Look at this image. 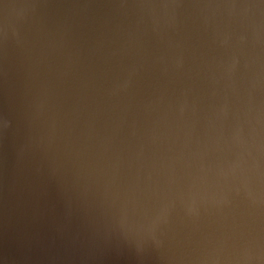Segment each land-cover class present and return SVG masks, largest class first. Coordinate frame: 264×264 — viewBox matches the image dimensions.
Segmentation results:
<instances>
[{
    "label": "water",
    "instance_id": "water-1",
    "mask_svg": "<svg viewBox=\"0 0 264 264\" xmlns=\"http://www.w3.org/2000/svg\"><path fill=\"white\" fill-rule=\"evenodd\" d=\"M0 264H264V0H0Z\"/></svg>",
    "mask_w": 264,
    "mask_h": 264
}]
</instances>
